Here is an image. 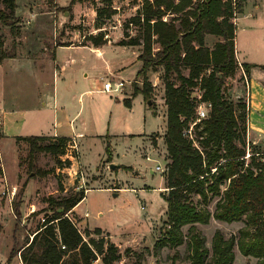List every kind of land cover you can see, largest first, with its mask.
Here are the masks:
<instances>
[{
    "label": "trees",
    "instance_id": "obj_1",
    "mask_svg": "<svg viewBox=\"0 0 264 264\" xmlns=\"http://www.w3.org/2000/svg\"><path fill=\"white\" fill-rule=\"evenodd\" d=\"M0 1L3 4L0 24L18 33L16 0ZM78 1L83 0L72 3ZM105 1L111 5L114 0ZM245 1L143 0L136 16L126 24L139 23L142 30L134 35L125 32L118 41L120 45L142 46L139 55L142 68L137 77H144V88L136 86L131 98L124 99L127 106L138 95H143L147 102L152 100L148 73L158 66H163L165 72L164 140L170 162L168 192L162 196L168 209L167 220L154 244V254L159 255L164 248L176 250L185 245V256L177 250L171 264H182L179 260H186L187 264H234L236 246L244 256L255 258L256 264H264V162L256 163L254 158L245 167L246 150L241 145L244 146L250 109L245 99L235 105L224 92L228 78L239 67L233 19ZM108 9H98L97 14L109 15ZM209 35L217 38L212 45L208 43ZM4 45V35L0 33V60L15 56V52L4 50ZM243 66L249 78L251 67L256 65L243 63ZM184 69L189 70L187 75ZM195 88L201 98L193 95ZM201 102L210 104L208 116L197 121ZM192 123L196 137L187 133ZM19 139L30 143L33 169L38 167L42 152L64 155L68 141L65 137L49 143H42L47 137ZM107 152L110 162V143ZM261 155L264 156V151L252 152L250 157ZM195 195L200 197L197 202ZM85 196L86 192L80 191L59 200L51 199L52 216L44 218V223L22 247L12 248L8 261L19 254L24 264H93L99 257L103 264L120 261L122 255L115 243L104 237L86 240L69 216ZM215 198L219 199L212 212L209 205ZM16 212L20 215L19 206ZM211 218L227 223L242 221L244 226L238 235L230 237L217 230L209 248L197 224H208ZM185 226H189L187 233ZM96 232L101 233L99 229Z\"/></svg>",
    "mask_w": 264,
    "mask_h": 264
},
{
    "label": "rangeland",
    "instance_id": "obj_2",
    "mask_svg": "<svg viewBox=\"0 0 264 264\" xmlns=\"http://www.w3.org/2000/svg\"><path fill=\"white\" fill-rule=\"evenodd\" d=\"M54 1L16 0L17 15L22 17V20L18 23V33L17 30L12 32L9 26L0 24V33L4 35L5 41L3 49L15 53L21 49L22 54L20 55L24 56L23 51L30 43L26 44L23 41V31L28 33L32 28L38 32L39 36L52 42L58 27L53 16H39L37 23L36 21L28 23L27 19L31 20L30 6L38 4V9L50 13L56 6ZM142 1L114 0L111 5H108L105 0H83L76 7L70 3V0H57L60 6L68 5L58 8L57 12L61 18H64L65 12H69L64 28L77 30L82 34L98 28L110 32L120 31L121 39L125 32L134 35L142 30L139 23L126 25L136 16ZM107 7L111 10V14H104L100 17L97 10H104ZM250 7L248 6L246 11H249ZM2 8L3 4L0 1V10ZM242 11L243 8L237 9V17ZM259 15L260 18L258 17L259 20L256 21H251L249 16H244L239 22L237 33L238 48L241 51L246 50L253 63L260 64H256L252 70L250 83L253 90V80L258 81V77L264 76V71H262L264 68V51L262 52L264 5ZM251 23H254L253 32L248 29ZM95 38L99 39V37ZM216 40V37L209 35L210 45ZM249 42H252L253 51L247 48ZM139 50H142V46ZM183 71L186 75L189 73L187 69ZM164 74L163 66H158L148 73L153 102L150 107L144 109V106L139 105L138 99L135 100L136 107L133 108L135 115L138 116L139 112L145 111L148 134L146 140H142V137L132 138L129 137L130 135L117 134L108 142L106 137L88 135L80 140L79 157L81 156V160L78 159L71 169L66 168L68 161L64 155L48 152H42L39 155L36 169L31 168L30 143L25 140L18 139L13 145L2 146L0 149V264H19L17 257L8 261L10 252L13 247H22L28 237H32V234L44 223L43 218L52 216L51 199L59 200L72 192L85 191V189L88 191H85L84 200L77 209L69 213V216L86 240L104 237L118 246L122 259L115 264H171V257L177 250L182 257L185 256V245L176 250L164 248L159 255L154 254V244L160 237L162 226L167 220L168 209L167 202L162 196L163 193L168 192L165 186L170 162L163 134L166 128L165 114L167 111ZM144 82L143 76L136 77L135 81L130 84V96L133 95L136 86L144 88ZM193 92V95L199 98L200 91L195 88ZM224 92L228 100L235 105L244 99L247 103V83L240 67H237L235 74L228 78ZM154 109L158 111L157 114ZM120 121L122 125L125 124L128 127L127 119L125 121L122 118ZM194 125L192 123L187 130L191 137H196ZM153 131L156 132L152 133ZM54 141L55 139L47 138L42 143ZM108 143L111 144L110 148L112 146L111 152L116 160L113 161L112 157L111 164L107 161ZM241 146L245 148L246 155L249 150L250 154L264 151V140L248 129L244 135V146L243 143ZM151 149L153 153H150ZM147 155L157 159L158 162L147 160ZM254 158L256 163L264 162L263 155L248 157L245 159V167L250 165ZM112 164L116 165L111 167ZM158 165L162 166L164 171H158L156 169ZM75 171L82 172L83 179L79 174H75ZM8 187L16 188L12 200L4 193ZM199 198L195 195V202ZM218 199H213L209 205L212 212L215 210ZM17 206L20 211L18 216ZM197 226L205 234L207 245L211 248L212 239L217 230H221L226 237L238 235L244 222L227 223L211 218L208 224H197ZM188 227H184L185 233ZM96 229H99L101 233L97 234ZM127 250H129L128 255ZM235 254L234 264H256L255 258L244 256L237 246ZM178 263L187 264L186 260H179ZM93 264H103L101 257Z\"/></svg>",
    "mask_w": 264,
    "mask_h": 264
},
{
    "label": "crops",
    "instance_id": "obj_3",
    "mask_svg": "<svg viewBox=\"0 0 264 264\" xmlns=\"http://www.w3.org/2000/svg\"><path fill=\"white\" fill-rule=\"evenodd\" d=\"M54 3L55 9L50 13L38 9V4L36 7L30 6L31 20L27 19L28 23H37L39 16H53L58 25L54 40L47 41L34 28L28 33L23 31V41L30 43L23 51L24 56L20 55L21 49H17L15 56L0 60V149L2 146L13 145L19 138L30 136L52 139L65 137L68 140L75 138L79 148L80 140L88 135L106 137L108 142L117 134L146 140L148 134L145 111L137 112L136 116L133 108L136 107V98L144 109L150 105L143 95L134 97L131 106L124 103V99L131 98L130 84L135 81L142 68L140 46L118 44L122 36L120 31L110 32L98 28L82 34L80 31L64 28L69 12H65L64 18H61L57 9L68 5L60 6L57 0ZM70 3L76 7L81 4L80 1L72 3V0ZM263 5L264 0H246L243 11L237 17L236 54L244 64L260 65L249 59L246 50L238 48L239 22L244 16H249L251 21L259 20ZM248 6L251 7L246 11ZM19 19L21 21L22 17ZM249 25L248 29L253 32L254 23ZM262 38L264 41V31ZM247 48L253 51L252 42L248 43ZM255 67L252 66L249 73L248 129L264 140V76L258 77V81L253 80V90L250 80ZM107 79L125 80L126 93L117 96L102 91ZM157 113L155 110V114ZM122 118L128 120V127L121 124ZM110 149L112 150V146ZM111 153L113 157V152ZM150 153H153L152 149ZM147 156L150 161L158 162L150 155ZM113 161H116L114 157ZM151 172L154 173L152 170ZM16 257L20 264L19 257Z\"/></svg>",
    "mask_w": 264,
    "mask_h": 264
},
{
    "label": "built area",
    "instance_id": "obj_4",
    "mask_svg": "<svg viewBox=\"0 0 264 264\" xmlns=\"http://www.w3.org/2000/svg\"><path fill=\"white\" fill-rule=\"evenodd\" d=\"M233 20H234V23L236 24L237 13H235V16H234ZM237 60H238V65L241 68V70H242V72L244 74V77H245V81L247 83V90H248L247 104H248V107H250V92H249L250 84H249V78L246 75L243 63L239 60L238 57H237ZM102 91L108 92V93H112V94H115L117 96L124 95L126 93V81L125 80H121V79H118V80L107 79L103 83ZM199 98H201V95L199 96ZM209 106H210V104H208L206 102H201L199 104L197 121H200L202 118H206L208 116ZM79 154H80V151H79V147H78V143H77L76 139L75 138L69 139L67 141L66 152L64 154V156L66 157L67 161L71 162L69 165L66 166L67 169H71V168H73V166H75V164H76L75 162H78V159L80 158ZM246 156H245V158H248V157L251 156L250 150L247 151V155ZM146 158L148 160H150L149 157H146ZM156 169L160 170V171H164L163 167L160 166V165L156 166ZM75 174H79L82 179L84 177V175L80 171H75ZM15 191H16L15 187H13L12 189L10 187H8V188H6L4 193L7 194L10 197V199L12 200V198L15 195ZM85 191H88V190L85 189ZM42 220L44 221L45 219L43 218ZM62 247L65 248L64 245H62ZM18 257L20 259V264H24L20 254L18 255Z\"/></svg>",
    "mask_w": 264,
    "mask_h": 264
},
{
    "label": "water",
    "instance_id": "obj_5",
    "mask_svg": "<svg viewBox=\"0 0 264 264\" xmlns=\"http://www.w3.org/2000/svg\"><path fill=\"white\" fill-rule=\"evenodd\" d=\"M148 104H149V105H151V104H152V100H149V101H148ZM114 166H115V165H114V164H112V166H111V167H114Z\"/></svg>",
    "mask_w": 264,
    "mask_h": 264
}]
</instances>
